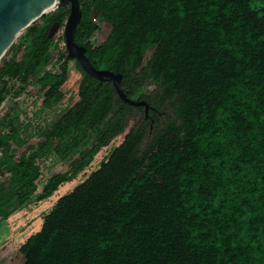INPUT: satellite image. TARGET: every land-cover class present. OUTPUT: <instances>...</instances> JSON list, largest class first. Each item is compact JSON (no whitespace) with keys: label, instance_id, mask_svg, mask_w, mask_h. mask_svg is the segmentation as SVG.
<instances>
[{"label":"trees","instance_id":"obj_1","mask_svg":"<svg viewBox=\"0 0 264 264\" xmlns=\"http://www.w3.org/2000/svg\"><path fill=\"white\" fill-rule=\"evenodd\" d=\"M79 2L74 41L96 68L122 74L148 116L54 43L68 5L12 43L0 59V106L29 86L41 102L34 131L24 99L0 114V204L36 193L43 158L78 152L36 201L123 134L19 245L23 264H264V0ZM101 22L109 31L94 43ZM72 66L74 98L40 124L67 99Z\"/></svg>","mask_w":264,"mask_h":264},{"label":"rangeland","instance_id":"obj_2","mask_svg":"<svg viewBox=\"0 0 264 264\" xmlns=\"http://www.w3.org/2000/svg\"><path fill=\"white\" fill-rule=\"evenodd\" d=\"M42 21L46 22V19H39L36 22L41 23ZM25 29H23L16 37L14 42H17L20 37L24 34ZM109 27L106 23H100V32H97L92 41L98 43L107 35ZM63 28L57 33L54 43L59 49L64 46V39H62ZM56 53V52H55ZM149 51L146 54V58L149 55ZM9 56V54L7 55ZM49 67V66H48ZM52 70H55L54 67H49ZM80 77V71L75 69L72 66V73L69 80L65 84V89L67 90L68 96L64 102L58 104L55 111H47L41 113V122L40 124L44 125L46 122L50 121L54 114H58L60 111H63L67 107V103L70 99L74 98L75 90L77 86V81ZM31 94L27 96L26 93L20 94L18 97L13 95H7L0 106V114L9 106L13 105L15 101H24L20 102L25 114V119L23 122L30 123V130L34 131L36 129V115L38 108L40 106L41 100L35 97L36 89L33 86H29ZM2 129V128H0ZM123 134L112 141L108 146L100 150L96 155L90 167L86 168L80 172L73 181L66 182L58 187L50 196L42 200L36 201V195L41 190V187L45 183L46 179L55 172L66 170L70 161L78 155V152H75L70 158L65 161H60L55 156L45 157L41 160V169L42 175L38 181V189L36 193L27 200V202L22 205L15 206L13 203L0 204V264H23L22 254L19 251V245L26 241V239L38 231L41 228L43 223L44 215L49 212L51 207L54 205L56 200L67 191L71 190L73 186L80 182L89 172L94 170L98 165L99 161L111 150V148L119 142ZM35 136L33 139H36ZM34 141V140H33ZM1 180V179H0Z\"/></svg>","mask_w":264,"mask_h":264},{"label":"water","instance_id":"obj_3","mask_svg":"<svg viewBox=\"0 0 264 264\" xmlns=\"http://www.w3.org/2000/svg\"><path fill=\"white\" fill-rule=\"evenodd\" d=\"M64 5L69 6V14L63 27L64 48L67 56L77 59L82 69L91 76L101 81H111L119 97L125 103L144 105L145 116L147 117L149 104L144 100H135L126 96L120 85L122 74L114 73L108 69L96 68L86 56L85 46L74 41L76 26L82 16L79 0H0V59L23 29L35 23L45 14ZM57 28L58 23H52L48 36L54 35Z\"/></svg>","mask_w":264,"mask_h":264},{"label":"bare ground","instance_id":"obj_4","mask_svg":"<svg viewBox=\"0 0 264 264\" xmlns=\"http://www.w3.org/2000/svg\"><path fill=\"white\" fill-rule=\"evenodd\" d=\"M51 10V9H50ZM18 37V36H17ZM4 56V55H3Z\"/></svg>","mask_w":264,"mask_h":264}]
</instances>
